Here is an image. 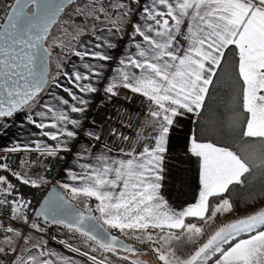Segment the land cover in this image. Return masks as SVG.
<instances>
[{
	"label": "snow or ice",
	"instance_id": "6c2138e0",
	"mask_svg": "<svg viewBox=\"0 0 264 264\" xmlns=\"http://www.w3.org/2000/svg\"><path fill=\"white\" fill-rule=\"evenodd\" d=\"M64 2L13 0L0 9L5 12L4 22L0 23V117L24 113L26 121L39 130L38 135L55 142H37V149L42 155L58 157L61 152L72 151L82 132L89 140H101L99 134L85 128L82 119L71 115L86 118L89 100L85 95L103 92L111 100L123 88L148 102L152 143L139 152L130 150L127 159L99 154L94 157L95 165L82 163L80 172L68 170L70 180L76 183L61 187L74 199L94 198L95 209L86 207L88 213L96 212L98 216L85 215L57 192L50 194L38 213L46 222L84 238L82 247L64 240L60 243L85 261L52 252L45 242L32 244L26 254L16 255L12 264H112L104 253L116 256L119 249L135 252L109 229L156 245L152 252L158 264H264V209L220 226L189 255L180 251L181 245L196 244L205 235L209 221L234 211V189L246 187L254 172L264 178V0H150L142 8L143 24L133 28L131 39L136 51L118 60L114 74L105 75L104 63L88 62L111 61L109 53L74 48L71 54L80 59L83 70L74 66L72 72L58 73L50 83L44 42ZM133 3L139 4V0ZM29 7L31 12L27 11ZM119 7L127 8L123 4ZM97 11L104 9L92 10L93 18L99 20ZM130 11L127 9L123 15L128 16ZM136 37L141 39L136 41ZM96 39L100 41L101 37ZM102 47L114 49L116 45L108 40L95 45L96 49ZM230 51L234 92L242 115L237 124L241 149L201 142L191 134L188 151L198 158L199 195L194 203L173 208L160 192L170 134L178 130L180 117L202 108L213 76ZM61 75L66 84L59 82ZM111 135L117 141L121 137L129 140L115 129ZM7 151L15 153L18 148ZM87 152L84 148L77 156L83 158ZM0 170L34 188L46 182L44 177L37 180L17 173L8 163H0ZM17 197L16 186L0 175V207L7 206L12 219L27 224L25 210L30 202ZM30 227L44 230L34 222ZM5 231L12 234L4 238L8 251L15 253L11 245L21 233L13 227ZM25 243H29L27 238ZM5 251L0 247V253Z\"/></svg>",
	"mask_w": 264,
	"mask_h": 264
},
{
	"label": "crops",
	"instance_id": "0c3cea01",
	"mask_svg": "<svg viewBox=\"0 0 264 264\" xmlns=\"http://www.w3.org/2000/svg\"><path fill=\"white\" fill-rule=\"evenodd\" d=\"M130 1L131 4L135 5L134 11L130 17L127 19V26L124 24L114 23L107 25H100L97 27H92L88 24V28H84L80 34H77L70 44L69 52L63 57V60L60 62L57 57V63L60 65L57 67L56 71L50 69L49 77L50 83L51 78H55L58 73L63 72H72L74 66L82 69V62L80 59L71 54L72 49H78L83 51L86 47L91 50H99L102 52H107L112 55L113 59L108 62L100 61H88L93 63H104V73L106 76H111L114 74V70L119 66L118 60L126 56L129 52L134 53V41L131 39L134 25L143 24L142 8L144 5L149 4L150 0H139V4L133 3V0ZM97 36L101 37V40L96 39ZM141 38L136 37V41H139ZM103 40H108L111 43L115 44L114 49H108L107 47H102L96 49L95 45L97 43H102ZM51 59V58H50ZM51 68V67H50ZM61 84H66V79L61 75L60 81ZM103 83V82H102ZM100 86V85H98ZM52 91L58 92L60 95L66 94L60 92L59 89L53 88ZM44 95V99H48L47 94ZM85 98L89 100L88 111L83 118L81 114L73 113L71 114L73 118L82 119V122L89 131H95L98 133L99 130V117L102 114V97L98 94L85 95ZM199 112V111H198ZM197 112L194 113H185L184 116L179 118L178 130L170 134L168 150L164 154L163 169L161 172V195L168 204L176 209L181 208L189 203H194L198 199L199 195V163L198 158L192 156L188 151L189 147V137L193 134V125L197 116ZM150 116L148 114L147 120L139 129V139H135L133 147L131 150L136 152L142 151L144 145L151 144L152 141L150 137L153 135V126L149 123ZM38 129L33 125L29 124L24 118V113L14 114L12 117H1L0 118V158L1 153L7 152V149L12 147H17L19 149H37V142H43L48 145H54L55 142L49 140L47 137L38 135ZM137 133V135H138ZM84 148H88V152L84 154L83 158L77 156V153H82ZM99 154H106L111 156L114 159H127L128 156L117 154L108 148L93 144L89 141L87 137L81 133V136L76 142L73 143L72 151L63 166L59 174L56 177L55 184L61 187L62 184H73L69 178V171L80 172V164L82 163H92L96 164L95 156ZM31 179H39L40 175L37 176H28L24 171L23 174ZM62 188V187H61ZM63 189V188H62ZM67 196L76 202L77 205L84 208L87 211V207L95 209L97 201L94 198L85 199L84 197L72 198L71 194L63 189ZM87 205V207H86ZM257 210L252 211L250 214H254L262 209L264 205L257 206ZM97 216L99 213L94 212ZM241 215V216H240ZM240 215L233 216V221L235 219L244 217L248 215L246 212H242ZM28 217V216H27ZM29 218V217H28ZM24 223V222H22ZM103 223V221H102ZM40 225L43 231H38L43 235L40 239L34 240V237H31L29 243H24L19 248V253H25L27 249L31 248L32 244L39 243L44 244L47 242V247L50 251L55 252L61 256H68L73 259L80 261H85L86 258L80 257L75 253L70 252L63 244L60 243L61 240L67 241L73 244L76 247H82L81 241L83 237H79L78 234L73 236V234L66 228L61 225H53L51 227H45L40 222L37 223ZM18 226V225H17ZM107 228V225H105ZM111 230V229H109ZM114 230V229H113ZM117 234L124 239H131V236H123L117 230ZM5 236H12L11 233H7L5 229H0V247H4L5 250L9 248V245L5 242ZM55 237V239H53ZM17 239V240H16ZM127 240V241H129ZM138 244L141 242L136 240ZM19 237L14 239L12 247L16 248L18 245ZM141 245H150L148 242L141 243ZM153 255L145 254L141 257H128L121 252H118L116 256L112 254L104 253L112 261V264H132V261H139L140 264H158L155 253ZM97 256H100L101 253H96ZM128 257L127 260L122 259V257ZM134 256V255H129Z\"/></svg>",
	"mask_w": 264,
	"mask_h": 264
},
{
	"label": "trees",
	"instance_id": "16d2710c",
	"mask_svg": "<svg viewBox=\"0 0 264 264\" xmlns=\"http://www.w3.org/2000/svg\"><path fill=\"white\" fill-rule=\"evenodd\" d=\"M12 2L13 0H3L0 9L3 8V4H11ZM128 3L129 6H133L130 1ZM4 14V10H0V23L3 21ZM232 61L233 53L230 51L227 53V59L222 61L221 68L217 69L216 75L213 76V83L209 86L204 104L196 116L193 134H196L201 142H211L217 146L240 151V128L237 124L239 119H242V115L238 109L234 92L235 73ZM0 175H5L16 186V192L24 200L30 202L25 210L27 216L33 214L36 205L49 185L43 183L40 187L34 188L30 185H24L9 172L2 171ZM262 188H264V178L258 172H254L246 187L233 190L234 212L240 213L264 205V191H262ZM110 231L118 235L117 230L111 229ZM135 247L137 248L136 245ZM139 252L146 253L144 250Z\"/></svg>",
	"mask_w": 264,
	"mask_h": 264
},
{
	"label": "built area",
	"instance_id": "2783aa9c",
	"mask_svg": "<svg viewBox=\"0 0 264 264\" xmlns=\"http://www.w3.org/2000/svg\"><path fill=\"white\" fill-rule=\"evenodd\" d=\"M99 96L103 100V110L99 117V130L97 133L101 136V140L89 141L93 144L104 146L117 154H127L133 147L139 129L147 120L149 113L148 102L141 95L131 93L123 88L119 90V95L111 100L103 92H100ZM113 129L117 133H123L124 136H128L129 140L124 141L121 137L117 141V138L111 135ZM70 153L71 151L61 152L58 157H49L42 155L38 149H19L15 153L9 151L1 153L0 163H8L13 171L17 173L22 172L26 166L30 167L38 172L40 177H44L47 185H50L55 182ZM22 161L24 162L23 164L21 163ZM2 171L0 170V173ZM19 196L20 194L18 193L17 198ZM9 199L12 198L9 197ZM33 222L39 223L40 221L31 214L27 224L16 223V220L12 219L10 215L9 208L7 206L0 207V229H6L11 224L16 223L18 226L20 225L24 229L30 230V223ZM39 235L41 234L39 233ZM19 248H15V253L8 251V249L5 253H0V264H12L15 256L19 253Z\"/></svg>",
	"mask_w": 264,
	"mask_h": 264
},
{
	"label": "rangeland",
	"instance_id": "374dc122",
	"mask_svg": "<svg viewBox=\"0 0 264 264\" xmlns=\"http://www.w3.org/2000/svg\"><path fill=\"white\" fill-rule=\"evenodd\" d=\"M126 5L127 8H121L119 5ZM129 6V3L127 0H74L72 1L67 9L63 12V14L60 16L58 22L51 30L50 34L48 35L46 39V46L48 47L50 53H51V59H50V69L52 71H56L57 67L60 65L57 63V57L59 58V61L61 62L63 60V57L69 52L70 44L72 42V39L82 32L84 28H88V24H90L92 27H97L100 25H107V24H124V26H127V19L129 20L135 5ZM99 9L103 8V12H95V15H98L100 17L99 20L94 19L92 15L93 9ZM131 9L128 16H124L123 13L127 10ZM123 155V154H122ZM126 155V154H124ZM24 171L28 176H37L40 175L38 172H36L34 169L30 167H24L23 171L18 172L20 174H23ZM10 173V172H9ZM11 174V173H10ZM5 176V175H4ZM79 206V205H78ZM261 206V205H260ZM84 209V208H83ZM258 208H251L248 209L246 212L248 215ZM240 213H235L234 211L230 214L224 213L220 214L218 216V219H214L213 221H209L207 225H205V235L199 239L196 244L187 243L185 245L180 246V251L183 253V255L187 256L191 253L192 250H194V247L199 246L200 243H203L204 240L207 239V236L211 235L215 230H217L220 226L224 224L231 223L233 221V216L240 215ZM241 216V215H240ZM23 222L22 220H16V223ZM16 223L11 224L9 227H13L19 230L21 233V236H19V247L22 246L25 243V238H27L28 241L31 240V237H34V240H37L41 238L43 235H39L38 231L35 229H32L30 227V230L24 229L20 225L17 226ZM31 225V223H30ZM25 230V233H24ZM121 235L127 237L130 235L120 233ZM123 238V237H122ZM17 240V239H16ZM129 240V239H127ZM129 242L134 243L137 246L138 251L144 250L147 254H152V248L156 245H141L138 244L136 240H129ZM163 247L166 249L167 245L163 244L161 242ZM18 246H16L17 248ZM8 249V248H7ZM146 253H138L134 256H129L127 254H124L128 257H141V255H145Z\"/></svg>",
	"mask_w": 264,
	"mask_h": 264
},
{
	"label": "water",
	"instance_id": "95a60500",
	"mask_svg": "<svg viewBox=\"0 0 264 264\" xmlns=\"http://www.w3.org/2000/svg\"><path fill=\"white\" fill-rule=\"evenodd\" d=\"M74 1V0H72ZM70 3L67 2V0H65L64 4H63V10L60 11V12H57L56 13V18L55 20L51 23L50 25V30H49V33L48 35L50 34L51 30L53 29V27L56 25V23L58 22L60 16L63 14V12L67 9L68 5ZM27 11L31 12L32 11V8L29 7L27 9ZM4 22V20L2 21ZM48 37V36H47ZM44 48L47 49V52H48V55L46 56V60H47V69H48V74L50 73V58H51V53L48 49V47L46 46V41L44 42ZM1 118V117H0ZM54 192H57V193H60L62 194L67 203L70 204V205H73L75 206L77 209H80L81 211H84L85 212V215H89V214H92V215H96L94 212L92 213H88V211H86L85 209H83L82 207L78 206L76 204L75 201H73L72 199H70L67 194L64 192V190L57 184L53 183V184H50L47 188V190L45 191L44 195L41 197V199L39 200L38 204L36 205L34 211H33V216L38 219L40 221V223L42 225H44L45 227H51L53 225H56V224H52L51 222H46L44 220V218L42 216H38V213L41 211L43 205L45 204V202L48 200L50 194L54 193ZM98 223L100 224H103L102 221H98ZM105 227V226H104ZM106 228V227H105ZM109 232L112 234V235H115L119 238L120 241H122L124 244L126 245H129L131 247H133L135 249V252L134 253H129L127 251H124L123 249H119L118 252H121L123 254H127V255H137L139 253L138 249L135 247V245L132 243V242H129L127 241L126 239L120 237L119 235H116L115 233H113L112 231L109 230Z\"/></svg>",
	"mask_w": 264,
	"mask_h": 264
}]
</instances>
